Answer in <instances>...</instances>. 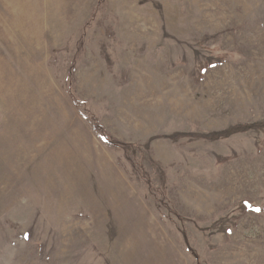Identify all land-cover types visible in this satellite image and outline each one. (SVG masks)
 I'll use <instances>...</instances> for the list:
<instances>
[{"label":"rangeland","instance_id":"rangeland-1","mask_svg":"<svg viewBox=\"0 0 264 264\" xmlns=\"http://www.w3.org/2000/svg\"><path fill=\"white\" fill-rule=\"evenodd\" d=\"M0 264H264V0H0Z\"/></svg>","mask_w":264,"mask_h":264}]
</instances>
